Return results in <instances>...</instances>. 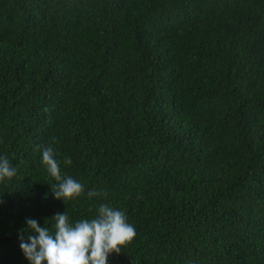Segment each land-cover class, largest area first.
I'll return each mask as SVG.
<instances>
[{
  "label": "trees",
  "instance_id": "1",
  "mask_svg": "<svg viewBox=\"0 0 264 264\" xmlns=\"http://www.w3.org/2000/svg\"><path fill=\"white\" fill-rule=\"evenodd\" d=\"M0 157V264L101 203L136 230L108 264H264V0H0Z\"/></svg>",
  "mask_w": 264,
  "mask_h": 264
},
{
  "label": "clouds",
  "instance_id": "2",
  "mask_svg": "<svg viewBox=\"0 0 264 264\" xmlns=\"http://www.w3.org/2000/svg\"><path fill=\"white\" fill-rule=\"evenodd\" d=\"M42 163L57 181L50 185L57 200L66 202L81 196L84 186L70 176H62L51 145L42 149ZM71 163L70 157L64 159L65 165ZM16 175L17 169L7 157H0V182ZM87 195L96 197L101 193L92 190ZM48 221H54L52 229L47 226ZM48 221L41 227L37 220L28 218L27 229L20 233V248L30 264H108L109 255L120 254L136 236V230L127 222L125 214L104 203L99 205L97 215L92 219L70 223L66 211Z\"/></svg>",
  "mask_w": 264,
  "mask_h": 264
}]
</instances>
